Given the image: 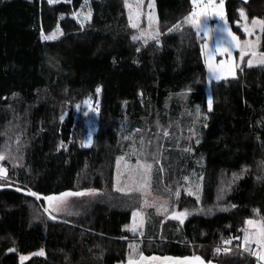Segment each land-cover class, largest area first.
Instances as JSON below:
<instances>
[{
  "label": "trees",
  "instance_id": "16d2710c",
  "mask_svg": "<svg viewBox=\"0 0 264 264\" xmlns=\"http://www.w3.org/2000/svg\"><path fill=\"white\" fill-rule=\"evenodd\" d=\"M83 3L0 0V264H122L141 253L255 264L239 250H214L227 238L240 247L245 220L264 217V65L211 82L209 112L201 43L183 22L190 0H154L160 43L132 40L139 31L129 27L125 0H88L92 15L81 28L73 13ZM240 4L264 20V0H227L233 32H239ZM57 25L62 35L41 39V31L49 35ZM258 51L264 52V31ZM88 97L98 100V118L84 147L83 120L74 109ZM193 107L208 116L184 161L185 173L202 165L200 203L181 190L177 205L203 209L183 224L157 218L142 235L131 234L124 226L138 199L114 189L119 153L135 133L146 150L160 148L165 179L158 192L169 198ZM89 189L97 194L78 216L60 220L48 218L42 199L27 194Z\"/></svg>",
  "mask_w": 264,
  "mask_h": 264
},
{
  "label": "snow or ice",
  "instance_id": "6c2138e0",
  "mask_svg": "<svg viewBox=\"0 0 264 264\" xmlns=\"http://www.w3.org/2000/svg\"><path fill=\"white\" fill-rule=\"evenodd\" d=\"M57 0H48L49 5H52L56 3ZM87 2V0H85ZM144 3V0H136L134 4H129L128 0H125V7L129 9V27L133 29H138L139 35H133L132 40H143L144 43H147L149 39H155L157 43H160L158 37L160 36V32L158 28L156 27V19L152 12L143 13L141 10V6ZM193 9L192 11L184 17V23L189 24L192 26V28L195 29V34L197 38H203L202 44H201V55L205 56V64L206 67L209 70V73L212 75L213 78L216 80H219L224 75H236V69L239 67L238 64L233 62V49L239 50V55L241 60L245 56L250 57L247 61V64L249 67L253 66L254 64L257 65H264V52H257V40H241L238 39L237 35L233 33V31L228 27L227 21L224 18V0H219V6H217L214 3V0H207V3H201V0H192ZM153 7L152 0H148V8L151 9ZM212 15L213 17H219L220 20L224 21L223 27L215 28V27H209L207 24V20L209 18V15ZM91 10L87 13L79 12V13H73V16L77 18V22L80 23L81 28L84 27V21L90 20L91 18ZM141 15H146L148 20V28L146 29H140L139 28V17ZM80 17H83V19H80ZM240 17L242 20L247 21L248 17L245 15L243 10H240ZM174 28H179L180 24L173 26ZM243 32L246 35L251 36L253 34V30L259 27L261 31H264V20H259L256 18H253L251 20V25H249L247 22L241 25ZM57 31H59V25H57ZM169 31H172V29H169ZM219 32L221 35L220 39L216 40L215 47L211 48L209 47V41L212 39V36L214 33ZM59 34L62 35V32ZM227 37V39H224V37ZM56 38V33H52L49 35H45L43 31H41V39L42 40H52ZM207 49V51H205ZM137 51H139V48H137ZM217 55H223L226 57L225 60L219 61V64L215 61V56ZM101 91L100 87L96 88V93H99ZM15 95V93H13ZM88 101H85V104L87 105ZM208 104V111L211 112L213 110V100L211 97L208 98L207 101ZM89 113L87 111L84 112V115L87 116ZM200 115L199 108H197V116ZM63 119V117H61ZM204 119L207 120L208 116L205 115ZM207 125H205L206 127ZM139 131V129L137 130ZM191 131V130H190ZM169 133L167 131L164 132V136H168ZM195 135V133H193ZM126 139L128 137H125ZM92 137L89 135V137L84 141V145L87 146L91 143ZM196 143L199 144L200 141L197 139ZM184 151H190L189 148H185ZM133 154L137 155V160L135 165L129 164L127 161H124L123 157L117 158V175L115 177V183H114V189L116 191L120 192H140L144 199L142 202V207H156L158 213H169V200L167 199H161L160 197H155L152 200H148L147 196L149 195L147 189L149 187V182L151 180V173L153 170V164L148 163L146 161H142L139 157L140 156H147L149 153L143 150V144L141 147V151L137 153L135 149L133 150ZM153 159L155 163H159L160 160L158 158L157 153H152ZM5 159V154L0 153V160ZM13 159H16L15 157ZM123 162V163H122ZM161 171H163V168H161ZM246 171V169H245ZM5 173V169L3 167H0V175H3ZM127 175V179L124 181V186L120 187V179L122 176ZM243 172L241 173V175ZM234 179L238 178L237 175L233 174ZM184 180L187 181L188 177H184ZM196 191L193 190V186L189 185L184 190L188 195H194L196 196L197 202L199 203V196L197 195V191L199 186H195ZM168 191H171L168 189ZM95 189H89L87 192H65L61 193L59 196H45L43 199L46 200L49 204V207H46L44 209L45 213L49 214V217L51 219H55L56 217L52 215L53 212H60V211H66L68 201L65 199L66 197L70 196H83L85 194H95ZM28 195L36 197L37 200L41 199L40 195L36 192H33L31 190H28ZM179 188L176 189L174 195L178 198L179 197ZM235 207V205H233ZM202 211V209H201ZM211 211V210H209ZM256 212L257 210H253ZM69 215H72L73 213L68 212ZM190 213L188 210L184 211H175L174 209L170 213V218L178 220L181 224H183L184 219L189 215ZM133 216V224L130 226V231L136 232L138 224H137V218H140V225H142V217L141 212L139 210H134L132 212ZM245 227L241 229L243 232V238L242 242L240 244V248L243 249L244 252H248L249 255L256 258L257 264H264V218H261L259 220H253V219H246ZM143 234L142 232L140 233ZM231 239H223L222 243L224 245L231 244ZM255 245V248L252 247V245ZM129 247L132 249V253L136 254L137 245L130 244ZM9 251H12V249H9ZM216 253H220L221 251L227 253L230 251L229 248L224 247L221 249V247L217 246L214 250ZM40 255H43V251L39 253ZM140 258L139 260L129 258L128 264H145V257L142 254H139ZM21 261L26 259V257L21 256ZM152 261L156 260H163L167 262V264H204V261L199 256H193V257H184L182 259L179 258H172V257H151L148 258ZM208 264H211V261L208 262Z\"/></svg>",
  "mask_w": 264,
  "mask_h": 264
},
{
  "label": "rangeland",
  "instance_id": "374dc122",
  "mask_svg": "<svg viewBox=\"0 0 264 264\" xmlns=\"http://www.w3.org/2000/svg\"><path fill=\"white\" fill-rule=\"evenodd\" d=\"M226 1L227 0H224V5H223L224 18H225V12H226ZM135 2H136V0H131L129 2V4L131 5V4H134ZM152 3H153V7L151 9H149L148 8V0H144V3L141 6V10H142L143 13L152 12L154 17H155V19H156V21H157V15H156V11H155L154 0H152ZM201 3L206 4L207 0H201ZM214 3L217 6H219V0H214ZM190 4H191V8L193 9L192 0H190ZM240 10H243L245 15L248 17L247 21H244V20L241 19ZM88 11H89L88 0H87V2H85V0H84V3L82 4L81 8L78 10L77 13H79V12L87 13ZM127 11H128V17H129V9L128 8H127ZM253 18H255V17L248 16L246 8L243 5L240 4V7L238 9V20L235 22V25L239 28V32H233V33L235 35H237L238 39L241 40V42L243 40H257V38H258V43H257L256 50H257V52H259L258 51V46H259V38L261 36V29L259 27H257L256 29L253 30V34L251 36H249V35H246L243 32L242 27H241V25L244 24L245 22H247L249 25H251V20ZM74 19L77 22V18L74 17ZM80 19H83V17H80ZM256 19H258V18H256ZM88 21L89 20L84 21V24H86ZM138 23L142 24V29L148 28V20H147L146 15H141L139 17ZM78 24L80 25V23H78ZM207 24H208L209 27L220 28V27H223L224 21L220 20L219 17H213L210 14L209 18L207 20ZM227 24H228V27L231 29L230 24L228 22H227ZM52 33H56V38L55 39H57L59 37V31H57V29L55 31H53ZM220 38H221V35H220L219 32L214 33L213 36H212V39L209 41V47L214 48L216 40L220 39ZM55 39H52V40H55ZM224 39H227V37L225 36ZM199 40H200V43L202 44L203 38L201 37V38H199ZM205 51H207V49ZM203 58H204V65H205V71H206L205 92H206L207 101H208V98L210 97V89H209L210 83L211 82H218V81H221V80H223L225 78L232 77V76L231 75H224V76H222L221 79L216 80L215 78L212 77V75L209 73L208 68L206 67L205 56H203ZM249 58L250 57L245 56L243 58V60H241L240 55H239V50L238 49H233V62L239 65V67L236 69V71L240 67L248 66L247 61H248ZM225 59H226V57L223 56V55L215 56V61H216L217 64H219V61L225 60ZM254 65H257V64H254ZM97 98H98V96H97ZM86 100L88 101L87 105L85 104ZM197 108L198 107H193V108H190L189 111H188L187 121H186L185 128H184L185 134H184V137H183V142L181 144L182 151H183L182 164H181V168H178L179 177L175 180L176 182L174 183V185L177 184L176 185V189L179 188V192H181V190H183L185 192L184 189L186 187H188L189 185H192L193 186V190L196 191L195 186L198 185L199 186L198 191H197V195H198L200 189L202 188V184H201V182H199V180H201L200 176H201L202 165L201 164H196L187 173H185V170H184L185 169L184 161L186 160L185 157H188L187 155L189 153V151H184V149L185 148H189L190 149L191 144L196 143L197 139L199 140L200 128H201V125H202L203 119H204V113L201 112L200 108H199L200 115L197 116ZM74 111L83 120L84 129H85V136H84V140H83V142H84L89 137V135H91V137H92L93 134L96 132V122H97V118H98V100L95 97H88V98L84 99V101L82 103L77 105L75 107ZM85 111H87L89 113L87 116L84 115ZM193 133H195V135H193ZM89 145H87V146H89ZM84 147H86V146L84 145ZM141 147H142V144L140 142V136H138V133H135V136H133L129 140L128 150H122V152L119 153L120 154L119 157H123L124 161H127L129 164L135 165L136 164V160H137L138 157H137L136 154H133V150L135 149V151L137 153H139L141 151ZM146 149H147L146 147H143V150L146 151L149 154L147 156H140L139 158L142 161H146L148 163H152L153 164V170H152V173H151V180L149 182V187L147 189V191L149 193V195L147 196V199L148 200H152L155 197H160L162 200L163 199H167V200L170 199L169 200V213H158L156 207H154V206L153 207H142L141 205H142L144 197H143V195L140 192L133 191V192L124 193V192L118 191V192H120L122 194L123 193L124 194H132L134 197H137V199H138V200H136L138 202V204H137L138 206H137V209H135V210H139L141 212V217H142V221H143L142 225H140V218H137L136 222L138 224V227H137L136 232H132V231L129 230L130 226L133 224V216H132V213H131L129 223L125 224V226H124L125 230L129 231L131 234H134V235H136V234L140 235V233H141L142 229L144 228V226L149 224V223H151V222H153V221H155L157 218H161L163 220H166V219L172 220V221H174L173 223L175 225H180L181 223L178 220L170 218V213H171V211L173 209L175 211H177V212L184 211V210H180L178 208L177 204L179 202L178 201L179 197L177 198L174 195L176 189H174V193L173 194L172 193L170 194V191L167 192L166 195L169 198L164 196V194H162L161 192H158L159 184L164 182L165 171H164V166L161 165V162H159L158 164L155 163V161L153 159V156H152V153H157L158 158L160 160V157H161L160 148L156 147L155 150H152V149L146 150ZM161 168H163V171H161ZM168 174H169V172H168ZM116 175H117V164H116V167H115V176H114V178L116 177ZM1 176L3 177L4 174L0 175V177ZM184 177H188V180L185 181ZM126 179H127V175L126 174L121 177L120 184H119L120 187L124 186V181ZM79 192H87V191H79ZM96 194H97V191H96V193L94 195L93 194H85L83 196L66 197L65 199H67V201H68L67 210L66 211H60V212H53L52 215H54L56 217L54 220H60V219H65V218L70 217L71 215H69L68 212L73 213L72 215H74V216H78V214L82 211L81 209L84 207V202L87 199L95 196ZM59 195H54V196H59ZM192 196H194V195H192ZM195 198H196V196H195ZM41 199L44 202L43 205H40L41 206V210H42V212L44 214L45 213L44 209L46 207H49V204L43 198H41ZM38 201H41V200L39 199ZM199 203H200V198H199ZM200 209H203V207L188 208V209H185V210H188V212L190 214L195 215V214L199 213ZM45 215L48 218H50L48 213H45ZM261 218H264V217L251 218V219L259 220ZM244 227H245V224H244L243 228ZM225 236L226 237H224V238L228 237L227 235H225ZM242 238H243V232H242V235H241V242H242ZM230 245H232V244H230ZM252 247L254 248L255 245L253 244ZM239 251H241L240 253H243L242 252L243 251L242 248ZM141 254L145 257V263L148 262V258L153 257V256L148 257L144 253H141ZM191 257H193V256H191ZM131 258L139 260L140 256L137 255V256L131 257ZM253 259H254L255 264H257V261L255 260L256 258L253 257ZM128 261H129V258L122 264H128ZM159 261L165 263V261H163V260H159ZM204 264H208V262H204ZM211 264H214V263H211Z\"/></svg>",
  "mask_w": 264,
  "mask_h": 264
},
{
  "label": "flooded vegetation",
  "instance_id": "af4514ba",
  "mask_svg": "<svg viewBox=\"0 0 264 264\" xmlns=\"http://www.w3.org/2000/svg\"><path fill=\"white\" fill-rule=\"evenodd\" d=\"M153 257H159V258H163V257H172V256H157V255H152ZM148 257H151V256H148ZM172 258H178V257H172ZM179 259H182V258H179ZM145 264H167V262H161L159 260H156V261H152L150 259H148V262L145 263Z\"/></svg>",
  "mask_w": 264,
  "mask_h": 264
},
{
  "label": "built area",
  "instance_id": "2783aa9c",
  "mask_svg": "<svg viewBox=\"0 0 264 264\" xmlns=\"http://www.w3.org/2000/svg\"><path fill=\"white\" fill-rule=\"evenodd\" d=\"M223 247L222 248H224V247H227V248H231V249H234V250H240L241 248L239 247V245H237V244H234V245H230V244H228V245H222ZM255 248V247H254ZM244 254H246V255H248V256H250V257H252L253 258V256H251V255H249L248 254V252H244V251H242ZM256 260V259H255Z\"/></svg>",
  "mask_w": 264,
  "mask_h": 264
},
{
  "label": "crops",
  "instance_id": "0c3cea01",
  "mask_svg": "<svg viewBox=\"0 0 264 264\" xmlns=\"http://www.w3.org/2000/svg\"><path fill=\"white\" fill-rule=\"evenodd\" d=\"M194 29V28H193ZM195 30V29H194Z\"/></svg>",
  "mask_w": 264,
  "mask_h": 264
},
{
  "label": "bare ground",
  "instance_id": "6f19581e",
  "mask_svg": "<svg viewBox=\"0 0 264 264\" xmlns=\"http://www.w3.org/2000/svg\"><path fill=\"white\" fill-rule=\"evenodd\" d=\"M118 145V144H117Z\"/></svg>",
  "mask_w": 264,
  "mask_h": 264
},
{
  "label": "water",
  "instance_id": "95a60500",
  "mask_svg": "<svg viewBox=\"0 0 264 264\" xmlns=\"http://www.w3.org/2000/svg\"><path fill=\"white\" fill-rule=\"evenodd\" d=\"M1 190V189H0Z\"/></svg>",
  "mask_w": 264,
  "mask_h": 264
}]
</instances>
